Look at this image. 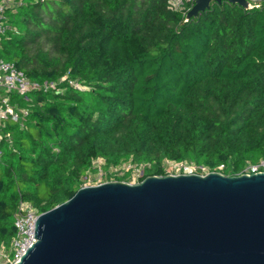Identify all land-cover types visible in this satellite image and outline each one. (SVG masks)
I'll use <instances>...</instances> for the list:
<instances>
[{
    "label": "trees",
    "instance_id": "trees-1",
    "mask_svg": "<svg viewBox=\"0 0 264 264\" xmlns=\"http://www.w3.org/2000/svg\"><path fill=\"white\" fill-rule=\"evenodd\" d=\"M170 2L0 0V59L56 83L6 94L25 114L2 121L0 249L21 203L37 214L64 203L97 158L105 171L145 166L139 182L168 162L234 177L264 161V2L189 20Z\"/></svg>",
    "mask_w": 264,
    "mask_h": 264
},
{
    "label": "water",
    "instance_id": "water-1",
    "mask_svg": "<svg viewBox=\"0 0 264 264\" xmlns=\"http://www.w3.org/2000/svg\"><path fill=\"white\" fill-rule=\"evenodd\" d=\"M249 9L246 0H196ZM16 264H264V173L149 176L81 187L37 216Z\"/></svg>",
    "mask_w": 264,
    "mask_h": 264
},
{
    "label": "built area",
    "instance_id": "built-area-1",
    "mask_svg": "<svg viewBox=\"0 0 264 264\" xmlns=\"http://www.w3.org/2000/svg\"><path fill=\"white\" fill-rule=\"evenodd\" d=\"M195 1L196 0H171L170 7L175 11H183V13L186 16V14L194 6ZM246 1L249 4V9L261 8L264 2V0H246ZM3 11H4V7L2 4H0V35H3L7 30L6 25L3 23ZM69 84L74 88L79 89V86L76 83L69 82ZM55 88H56V84L54 82H48V81L39 82V81L30 80L25 76V74L21 70H18L13 63L0 59V91L5 93L3 97H0V143L3 139V135L1 133L3 128L2 121L8 118H10L13 121H17L20 119V113L25 114L24 110H16L9 104L6 94L15 93L19 96L25 97L28 93L31 92L46 93ZM6 137H8V135H6ZM0 156H1V151H0ZM126 164L129 165L130 163H126ZM167 166H168V170H166V175L195 174L202 176L210 173L205 168H201V167L196 168L194 166L186 165V164L184 165V164H176V163L168 162ZM128 167H130V165ZM134 167L141 169L140 173L142 177L143 169L145 166L138 165ZM221 169L222 166L219 167V170ZM109 172L110 169H108L107 173ZM95 173L96 175H98V173H101L104 176L102 177V180H104V182L101 181L95 183L94 185L88 184L90 183V177L86 173L84 177L85 183L82 187H88V185L97 186L106 182H121V181H116L115 179L112 178H109V180L106 179L108 175L100 167H97ZM217 173L220 172L217 171ZM256 173H264V161H260L257 165L246 166L241 175H252ZM113 177H116V175H114ZM139 179L140 177L138 176L136 179L137 183H140ZM38 215L39 214H37V212L34 209L30 208L27 204L21 203L18 213L16 214L14 219L15 235L10 241L9 252H6L4 248L0 249V258H2L3 264H16L20 260V258L24 255V253L35 243V239L33 238L34 226Z\"/></svg>",
    "mask_w": 264,
    "mask_h": 264
},
{
    "label": "rangeland",
    "instance_id": "rangeland-1",
    "mask_svg": "<svg viewBox=\"0 0 264 264\" xmlns=\"http://www.w3.org/2000/svg\"><path fill=\"white\" fill-rule=\"evenodd\" d=\"M63 81H64V79H63ZM20 110H22V109H20ZM93 161H92L91 169L89 171H87V175L90 177V183H88V184H91V185H94L95 183H98L101 181L104 182V180H102V177H104V176L101 173H98V175H96V173H95L97 167H100V168H102L103 171H105L103 169V165L105 164V162L102 158H97ZM129 165H130V167H128ZM129 165L126 163L125 164L122 163L116 167H114V166L110 167L109 173H107L108 170L105 171V173H107V175H108L106 179H108V178L122 179L123 177L127 176L129 179L127 180L126 183L136 184L137 183V180H136L137 177L139 176L141 178V173H140L141 169L134 167V166H138V165H131V164H129ZM139 166H141V165H139ZM165 169L168 170L167 165H166ZM94 174H95V176H94ZM114 175H116V177H113ZM121 182L125 183V181H121ZM88 186H90V185H88ZM0 264H3L2 258H0Z\"/></svg>",
    "mask_w": 264,
    "mask_h": 264
},
{
    "label": "crops",
    "instance_id": "crops-1",
    "mask_svg": "<svg viewBox=\"0 0 264 264\" xmlns=\"http://www.w3.org/2000/svg\"><path fill=\"white\" fill-rule=\"evenodd\" d=\"M0 97H3V94H0Z\"/></svg>",
    "mask_w": 264,
    "mask_h": 264
}]
</instances>
